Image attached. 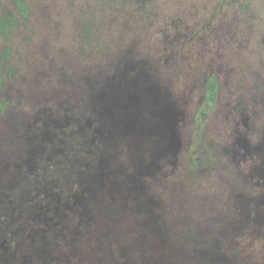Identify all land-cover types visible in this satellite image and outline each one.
<instances>
[{"label": "rangeland", "instance_id": "obj_1", "mask_svg": "<svg viewBox=\"0 0 264 264\" xmlns=\"http://www.w3.org/2000/svg\"><path fill=\"white\" fill-rule=\"evenodd\" d=\"M0 0V264H264V0Z\"/></svg>", "mask_w": 264, "mask_h": 264}, {"label": "trees", "instance_id": "obj_2", "mask_svg": "<svg viewBox=\"0 0 264 264\" xmlns=\"http://www.w3.org/2000/svg\"><path fill=\"white\" fill-rule=\"evenodd\" d=\"M16 6L18 9V13L19 16L22 19H27L28 16V8L26 6V4L24 3V1L22 0H17L16 1ZM16 24V19L10 17L5 19V21L0 23V33L7 36L10 29L13 28ZM9 54H10V50L9 49H5L0 57V96L2 93V89L4 87V81H3V75L2 72L4 70V64H6L8 62L9 59ZM0 111H3V106L0 104Z\"/></svg>", "mask_w": 264, "mask_h": 264}]
</instances>
